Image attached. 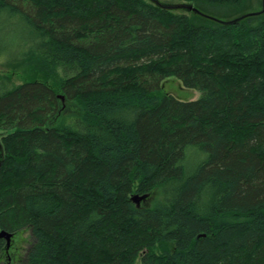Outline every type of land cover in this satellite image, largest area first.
I'll return each instance as SVG.
<instances>
[{"label": "trees", "instance_id": "trees-1", "mask_svg": "<svg viewBox=\"0 0 264 264\" xmlns=\"http://www.w3.org/2000/svg\"><path fill=\"white\" fill-rule=\"evenodd\" d=\"M0 15L17 19L0 55L23 72L0 73V231L31 230L23 264H264V13L0 0Z\"/></svg>", "mask_w": 264, "mask_h": 264}, {"label": "rangeland", "instance_id": "rangeland-1", "mask_svg": "<svg viewBox=\"0 0 264 264\" xmlns=\"http://www.w3.org/2000/svg\"><path fill=\"white\" fill-rule=\"evenodd\" d=\"M167 3H177L182 0H161ZM247 2L242 4L241 6H237L233 10L223 9L220 10L217 8L210 7L209 5L203 4L201 7H203L202 11H204L207 14H210L214 17H217L222 20H228L231 18H234L236 16H239L245 12L248 11H256L260 10L262 7L261 0H246ZM206 9V10H204ZM176 11L182 12V9H177ZM17 23L16 18H9L7 15H0V25L3 24L7 26V28H14L15 24ZM8 43H11L10 41ZM0 73L3 74H10V77L12 78V81L15 84H20L23 82V72L22 67H15L13 63H10L9 54L7 52H4L0 55ZM163 88L166 92H170L180 99L185 100H192L199 98L201 95V91L189 88L183 84V82L176 78V77H170L166 81L163 82ZM63 99L65 98L64 95ZM66 100L62 101L65 103ZM72 110H75L76 103L71 104ZM0 132H3L0 130ZM138 194V192L134 193V195ZM146 194V193H145ZM141 195V194H138ZM148 198V197H147ZM141 199L139 201V204L145 203L146 199ZM137 203V202H136ZM138 204V203H137ZM33 241L31 230L29 228L24 229L23 231H20L14 234V236L11 239V245L9 249H6L5 252H3L2 257H0V264H23L24 259L26 257L27 250L29 246L31 245ZM135 264H142L141 259L139 258Z\"/></svg>", "mask_w": 264, "mask_h": 264}, {"label": "water", "instance_id": "water-1", "mask_svg": "<svg viewBox=\"0 0 264 264\" xmlns=\"http://www.w3.org/2000/svg\"><path fill=\"white\" fill-rule=\"evenodd\" d=\"M152 2H154V4L162 7V8H165V9H171V10H177V9H182V10H190V11H194L198 14H201L203 16H206L208 18H211V19H214L216 21H219L223 24H231V23H236L248 16H252V15H257V14H261V13H264V0H262V9L261 10H256V11H248V12H245L239 16H236L234 18H231V19H228V20H222V19H219L217 17H214L210 14H207L205 13L204 11H202L201 9H199L198 7H196L194 4L192 3H189V2H183V1H180V2H177V3H167V2H164V1H161V0H150ZM4 156H5V151H4V147H3V144L1 142V139H0V168L2 166V163H3V160H4ZM148 197V193L146 194H143V195H134L132 197V200L137 202L138 205L139 204V201L141 199H145ZM0 236L5 238L6 239V249H9L10 245H11V239L12 237L14 236V233L13 232H10V231H6V230H1L0 231Z\"/></svg>", "mask_w": 264, "mask_h": 264}]
</instances>
